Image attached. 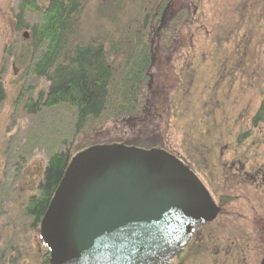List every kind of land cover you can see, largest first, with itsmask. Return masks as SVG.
Listing matches in <instances>:
<instances>
[{"label": "rangeland", "instance_id": "obj_1", "mask_svg": "<svg viewBox=\"0 0 264 264\" xmlns=\"http://www.w3.org/2000/svg\"><path fill=\"white\" fill-rule=\"evenodd\" d=\"M20 1L0 0L1 264H43L46 250L31 230L24 206L28 197L37 196L50 156L120 143L137 120L141 127L135 144L160 145L156 149L178 157L215 202L231 197L227 211L235 213L240 204H264V187L238 192L227 183L232 175L222 170L232 164L264 169V123L251 125L264 95V0H170L162 7L151 6L156 0H82L78 41L93 43L103 36L118 40L131 29L134 45L142 39L150 42L152 63L138 107L140 120L104 116L80 133L75 132L71 107L44 108L37 114L24 110L28 98L35 99L48 85L26 71L31 31L15 30ZM35 2L39 11L28 10L29 26L40 22L48 5V0ZM153 14L160 21L152 20ZM148 16L151 20L145 23ZM177 16L179 28L168 22ZM174 29L179 35L172 34ZM239 194L246 200L237 204L233 198ZM224 221L199 229L171 264L258 263L255 250L233 244L240 238L234 220Z\"/></svg>", "mask_w": 264, "mask_h": 264}, {"label": "water", "instance_id": "obj_2", "mask_svg": "<svg viewBox=\"0 0 264 264\" xmlns=\"http://www.w3.org/2000/svg\"><path fill=\"white\" fill-rule=\"evenodd\" d=\"M219 212L175 155L101 144L71 157L38 229L46 264H171Z\"/></svg>", "mask_w": 264, "mask_h": 264}, {"label": "trees", "instance_id": "obj_3", "mask_svg": "<svg viewBox=\"0 0 264 264\" xmlns=\"http://www.w3.org/2000/svg\"><path fill=\"white\" fill-rule=\"evenodd\" d=\"M169 1L156 0L151 6L162 7ZM81 2L82 0H48V5L40 12V22L29 26L26 23L28 10L39 11V7L35 0L20 1L15 15V30L31 31V61L27 64L26 71L34 78L44 79L48 85L46 91L39 93L35 99L28 98L24 110L28 114H37L44 108L71 107L76 113L77 133L104 116L106 119L108 116H131L134 119L140 117V120L142 112L138 107L142 102L143 87H146L148 70L152 63L151 44L142 39L134 45L131 40L134 33L131 29L122 32L118 40L112 36H103L93 43L84 44L78 41L77 23L82 8ZM185 14L183 13L182 17ZM179 18H171L168 22H175V19ZM158 19L160 21L161 17L153 14L152 20ZM150 20L151 16L146 17L145 23ZM175 26L179 28V21L175 22ZM166 28L167 26L163 29ZM178 31L174 29L172 34L179 35ZM1 82L2 78L0 103L4 97ZM254 113L251 125L257 127L264 123V95ZM134 124L135 129L124 133L120 143L143 150L161 147L136 145L134 138L139 134L141 125L138 120ZM97 145L101 144L91 146ZM75 154H71L69 149L52 154L37 186V196L28 197L25 203L24 215L31 220V230L38 233L39 238L40 222L71 157ZM46 260L47 252L43 255V264L47 263Z\"/></svg>", "mask_w": 264, "mask_h": 264}, {"label": "flooded vegetation", "instance_id": "obj_4", "mask_svg": "<svg viewBox=\"0 0 264 264\" xmlns=\"http://www.w3.org/2000/svg\"><path fill=\"white\" fill-rule=\"evenodd\" d=\"M247 168L248 169H246L243 165L240 166L232 164L229 168L222 169L225 173L228 172L232 175H229L230 179L227 180V183L235 184L236 186L233 187H235L238 192H240L241 190L244 191L245 187H257V184L260 185V189L264 187V169L259 170L257 168L252 167ZM260 171H263V173H260ZM236 197L237 198H233V201L237 204L242 203V201L246 200L243 194H239ZM229 200L232 199L228 196L225 197L224 201L218 200L217 202H215L213 199L217 207H219L220 212L215 218V220H212V222L207 223L202 227H205V229L210 228L214 224H216V222H218L221 218H224V222L225 224H227L229 223L228 220L232 218V220H234V222L238 225L237 230L240 234V238L236 237L235 240H233V244L238 246V248H245L246 250H255L256 254H258V258L260 257V261H258V263L256 264H264V210L260 209L263 208L264 204L260 207L256 206L255 202H252L249 207L247 205L243 206L242 204H240L238 206V211L232 213L231 211H227L228 209H226ZM246 202L249 203L248 201ZM202 227L198 228L197 231H199V229H201ZM196 232L190 242H192L193 238H195L194 236H196V234L198 233ZM190 242L188 243L190 244ZM177 257H175L173 260L177 259Z\"/></svg>", "mask_w": 264, "mask_h": 264}]
</instances>
